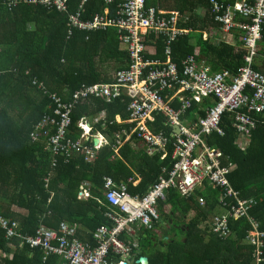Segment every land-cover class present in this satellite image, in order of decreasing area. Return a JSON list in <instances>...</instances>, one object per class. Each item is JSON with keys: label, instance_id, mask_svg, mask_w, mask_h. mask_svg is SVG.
Masks as SVG:
<instances>
[{"label": "trees", "instance_id": "1", "mask_svg": "<svg viewBox=\"0 0 264 264\" xmlns=\"http://www.w3.org/2000/svg\"><path fill=\"white\" fill-rule=\"evenodd\" d=\"M67 1L70 13L75 12L81 2ZM221 1L224 8L235 2ZM4 2L0 0V214L16 220L18 237L24 245H19V239L6 240L5 231L0 229V249L5 257L0 264H65L66 260L58 256L44 262L43 251L31 249L24 237L35 236L41 226L58 230L61 223L67 221L75 230L70 241L72 238L95 247L97 230L102 226L113 227V220L105 215L109 205L105 179L128 184L130 179L139 178L136 186L129 184V192L144 195L162 175V166L170 168V159L163 162L159 156L149 157L129 145L117 154L112 136L115 131L129 126L116 119L117 115L123 121L128 119V99L107 102L104 98H92L74 108L70 138L80 137L79 119L106 110V118L93 131L105 133L110 146L104 147L98 158L90 163L83 156H74L68 162L55 156L59 165L50 168V154L45 151L44 144L32 143L29 139L32 125L50 112V100L33 87L31 81L36 79L50 92L69 100L73 91L83 84L112 82L114 72L126 67L127 54L122 51L114 28L97 32L74 30L68 36L71 25L67 15L31 5H18L9 10ZM150 2L156 4V0ZM161 2V7L167 11L189 15L190 21L182 24V28L201 34L198 38L193 35L180 37L173 44V60L179 67L198 51L200 62L210 65L214 71L238 72L244 63L243 50H235L223 41L212 42L211 31L208 32L210 38L202 39L203 31L218 28L207 14L205 17L196 15L199 8L210 11L208 0ZM119 3L120 0H116L110 6L112 16ZM106 7L105 0H87L82 19L90 20L95 14H104ZM262 36L259 54L263 59L255 67L264 72V26ZM163 47L164 43L159 41L157 50L161 54ZM12 83L20 84L15 89L16 95ZM9 103L31 106V113L25 120L29 124L27 127L14 123L7 110H2V105ZM212 103L210 100L194 102L191 112ZM198 113L205 114L202 110ZM253 116L257 127L245 151L235 143L238 131L232 126L233 113H224L219 124L221 133L214 131L207 139L209 146L222 151L233 163L227 176L229 188L241 198L254 202L247 215L229 220L230 233L226 238L213 236L212 215L221 214L224 208H229V202H235L227 195L226 188H212L206 183L203 191H196L190 198L172 189L165 200L159 201L158 210L168 228L175 226L183 236L164 239L162 246L153 242L152 229L139 227L136 231L139 249L132 247L133 254L141 250L137 260L146 257L149 264H264V113ZM83 181L91 183L90 198L78 195ZM197 197L204 198L203 205L197 202ZM253 241L261 245L256 246Z\"/></svg>", "mask_w": 264, "mask_h": 264}, {"label": "built area", "instance_id": "2", "mask_svg": "<svg viewBox=\"0 0 264 264\" xmlns=\"http://www.w3.org/2000/svg\"><path fill=\"white\" fill-rule=\"evenodd\" d=\"M86 1L81 0L77 10L71 13L67 0L4 2L9 10L18 5H33L67 15L71 25L68 36L74 30L97 32L114 28L120 47L127 54L126 67L113 74L112 82L83 84L73 91L69 100L33 79L31 85L49 98L51 110L32 127L31 142L44 144L53 167L58 165L55 156L64 158L65 162L74 156L93 162L111 144L104 133L93 132L94 125L106 118V110L96 113L94 120L90 119L92 115L79 119L77 127L82 131L74 140L70 138L74 108L92 98H104L107 102L127 98L128 119L123 121L120 115L116 119L129 126L113 133V149L118 154L129 145L149 157L159 156L163 162L170 159V168L162 166V175L144 195L129 192V184L136 186L138 179H130L128 184L105 179L109 189L105 215L113 220V227L102 226L97 230L95 247L72 238L70 241L75 230L67 221L58 230L41 226L35 236L24 237L25 242L31 249L43 251L44 262L58 256L66 260L65 264H136V254L132 253V247H137L135 227L151 230L158 225L159 201L165 200L170 190H178L181 196L190 198L196 191H203L206 183L212 188H226L227 195L235 200L221 214L212 215L211 233L226 238L230 233L229 220L247 215L254 202L229 188L227 176L233 163L222 151L209 146L207 139L214 131L221 133L219 124L223 114L233 113L232 126L238 131L235 143L245 151L257 127L253 114L264 113V72L255 67L263 37L264 0H238L225 8L221 0H208L213 22L221 34L241 32L244 63L236 73L227 69L214 71L200 62L198 51L179 67L173 60V44L194 31L181 26L190 21L189 15L163 9V0H156V4L150 0H120L115 16L110 14V6L116 0H105L104 14L83 20ZM202 39L207 40L208 36L202 34ZM159 41L164 43L162 54L157 50ZM206 100L213 103L191 112L194 102ZM200 110L205 112L203 116L198 113ZM80 195L88 198L90 192L83 188ZM196 200L200 205L205 202L203 197ZM0 228L5 231L6 239L19 236L16 222L2 214Z\"/></svg>", "mask_w": 264, "mask_h": 264}, {"label": "crops", "instance_id": "3", "mask_svg": "<svg viewBox=\"0 0 264 264\" xmlns=\"http://www.w3.org/2000/svg\"><path fill=\"white\" fill-rule=\"evenodd\" d=\"M235 1H238V0H235ZM163 9H165V8H163ZM207 14V17L210 19V20H212V22H213V17L211 16V13H210V11L209 12H207V10L204 12V10L202 9V8H199V10L196 12V15L197 16H199V17H201L202 15L205 17V15ZM203 18V17H202ZM31 27L30 26H28V29H30ZM209 31H211L212 32V38H211V41L212 42H214V43H219L220 41H223V42H225V43H227V44H229V46L230 47H233V48H235V50H242V41H241V32H239V31H234L233 30V32L231 33V34H229L228 36H224L223 34H221V31L219 30V28H215V29H213V28H210V29H208V30H205V31H203L202 32V34H206L207 36H208V38H210L209 37V34H208V32ZM190 35H193L194 37H197L198 38V36H200L201 34L197 31V32H192V34H190ZM189 35V36H190ZM263 58H262V55H260L259 57H258V59H257V61H256V64H258V62H261L260 60H262ZM115 74V73H114ZM19 86H20V84H19ZM19 86H15V84L14 83H12V88H14V95H16L17 93H16V91H15V89H17V88H19ZM5 88H7V90H10V91H12L13 89H10L9 87H6L5 86ZM6 99L8 100L9 99V97H6ZM25 101H29V99L28 100H25ZM32 105V104H31ZM26 106H28V107H26ZM2 110L4 109V110H7V112H8V114H9V116H11V117H13V119H14V123H16V124H18V125H24V126H28L29 124H27V122H25V120H27L28 119V116H29V114L31 113V106L30 105H26L25 103H18V104H10L9 103V105H7V104H4V106L2 105ZM97 117V115H92L91 117H90V119L91 120H94L95 118ZM101 120V119H100ZM100 122H102V120L100 121ZM100 122H98V123H100ZM35 124H33L32 125V127L34 126ZM30 133V132H29ZM30 139V138H29ZM31 141V140H30ZM40 144H43V143H40ZM138 147H139V145H138ZM138 150V149H137ZM59 165V164H58ZM58 165H56V166H58ZM56 166H54L53 167V165H52V160L50 159V164H49V167L50 168H55ZM138 180H139V178H137ZM135 180V179H134ZM115 182H117V181H115ZM83 188L84 189H87L89 192H90V197H91V183L89 182V181H83L82 183H81V185H80V187H79V190H78V195L80 196V197H82V198H86L85 196H82V195H80V192L83 190ZM90 197H88V198H90ZM21 213H24V211H21ZM139 229V227L138 228H136L135 227V231H137ZM163 229H166V230H168V232H169V228H168V226H167V223H166V221H165V225L163 226ZM153 230V232L155 233V232H158L161 236H162V238L160 239V240H158V236H156L155 234H153V236H154V239H153V242H159L162 246H163V239H165V237L163 238V236L164 235H167L168 233H166V234H164V233H162L161 231H158V230H156L155 228L154 229H152ZM135 239H136V237H138V236H136V233H135ZM131 242L133 241V239H131L130 240ZM136 241H137V243H138V240L136 239ZM9 248L11 249L12 247L11 246H9ZM137 249H139V247H137ZM141 250H138V251H136L135 252V254H136V262L138 261L137 260V256H138V253L140 252ZM3 252L1 251V249H0V260H1V258H5L4 257V253L2 254ZM134 259H135V255H134ZM136 264H138V263H136Z\"/></svg>", "mask_w": 264, "mask_h": 264}, {"label": "water", "instance_id": "4", "mask_svg": "<svg viewBox=\"0 0 264 264\" xmlns=\"http://www.w3.org/2000/svg\"><path fill=\"white\" fill-rule=\"evenodd\" d=\"M98 141H95V144H97ZM172 222V220H171ZM165 225V220L161 217L159 220L158 225L155 227L156 230L161 231L162 233L166 234L168 233V230L163 229V226ZM165 240H168V237H165ZM138 264H149V259L146 257H140L137 261Z\"/></svg>", "mask_w": 264, "mask_h": 264}, {"label": "rangeland", "instance_id": "5", "mask_svg": "<svg viewBox=\"0 0 264 264\" xmlns=\"http://www.w3.org/2000/svg\"><path fill=\"white\" fill-rule=\"evenodd\" d=\"M113 72L114 71L112 70L111 73H113ZM153 234H155L156 236H158V240H160L162 238V236L158 232H155V233L153 232ZM167 235H168V237H171V236H175L176 235L178 238H181L183 236V233H181L180 230L176 229L175 226H170L169 232H168ZM163 238H164V236H163ZM183 239H184V237H183Z\"/></svg>", "mask_w": 264, "mask_h": 264}, {"label": "clouds", "instance_id": "6", "mask_svg": "<svg viewBox=\"0 0 264 264\" xmlns=\"http://www.w3.org/2000/svg\"><path fill=\"white\" fill-rule=\"evenodd\" d=\"M31 6H33V5H31ZM39 7H41V6H39ZM98 124V123H97ZM96 124V125H97ZM96 125H94V127L96 126ZM94 127H93V129H94ZM99 131V130H98ZM94 132V131H93ZM101 132V131H100ZM103 133V132H102ZM104 135H105V133H104ZM98 141V140H97ZM98 144V143H97ZM11 220V219H10ZM12 221V220H11ZM12 222H16V220H13ZM16 225H17V222H16ZM157 226V225H156ZM1 229V228H0ZM17 229H18V227L16 228V231H17ZM6 239V238H5ZM11 239H19V245L20 246H22V245H24V243H23V241H22V239H20L19 237H17V236H14V237H12ZM11 239H6V240H11ZM168 239H169V237H168ZM35 249H38V248H35ZM40 250V249H39ZM41 251V250H40ZM52 257V256H51ZM49 259V258H48ZM47 259V260H48Z\"/></svg>", "mask_w": 264, "mask_h": 264}]
</instances>
